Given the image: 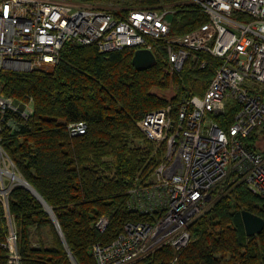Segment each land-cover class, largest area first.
Wrapping results in <instances>:
<instances>
[{
	"label": "trees",
	"instance_id": "obj_1",
	"mask_svg": "<svg viewBox=\"0 0 264 264\" xmlns=\"http://www.w3.org/2000/svg\"><path fill=\"white\" fill-rule=\"evenodd\" d=\"M132 1L136 7L155 3ZM179 11L172 33L206 20L193 6ZM134 50L99 52L94 44L67 43L51 72L0 69L4 95L32 99L27 118L8 113L16 125L4 127L0 139L16 172L34 191L14 185L6 204L0 199V264H8L9 232L16 236L20 264H96L94 243H109L126 221L143 219L127 208L128 190L150 179L165 141L150 140L137 123L168 105L174 119L181 102L204 95L220 61L192 50L183 67L171 71L166 42L159 40L152 50L155 62L136 69ZM235 110L227 107L214 118L228 128ZM79 122L85 132L71 134L68 126ZM257 139L252 132L242 143L256 151ZM212 194V205L191 224L184 248L176 254L164 246L136 264H171L175 256L173 264H262L264 228L247 236L241 210L264 219V197L231 175ZM101 216L109 221L102 233L94 226Z\"/></svg>",
	"mask_w": 264,
	"mask_h": 264
},
{
	"label": "built area",
	"instance_id": "obj_2",
	"mask_svg": "<svg viewBox=\"0 0 264 264\" xmlns=\"http://www.w3.org/2000/svg\"><path fill=\"white\" fill-rule=\"evenodd\" d=\"M119 1L121 6L83 5L81 0H0V69L51 72L67 43L94 44L99 52L126 47L152 52L156 42L164 40L167 64L174 72L192 50L220 61L204 95L181 102L174 119L168 105L138 121L150 140L165 141L163 158L146 183L128 190L127 208L143 219L126 221L109 243H94L91 254L96 264H136L164 246L177 254L189 242L191 224L212 205V190L229 175L264 197V150L242 143L252 132L258 137L264 133V0H155L139 7ZM185 5L199 9L206 20L187 32L172 33L180 6ZM12 100L0 89V132L16 125L9 112L20 119L32 112L31 98L26 99V108ZM227 107L236 110L231 124L223 128L214 116ZM68 128L76 135L84 133L86 125L79 122ZM5 176L19 180L0 139L3 204L9 191ZM94 226L104 232L108 218L99 217ZM15 239L14 232L6 239L8 264H20ZM175 260L176 256L171 264Z\"/></svg>",
	"mask_w": 264,
	"mask_h": 264
},
{
	"label": "water",
	"instance_id": "obj_3",
	"mask_svg": "<svg viewBox=\"0 0 264 264\" xmlns=\"http://www.w3.org/2000/svg\"><path fill=\"white\" fill-rule=\"evenodd\" d=\"M155 62V55L147 49H135L132 56V64L136 69H144L150 67ZM22 186L33 191L27 182L22 181ZM34 192V191H33ZM241 220L244 232L247 236L257 235L264 228V219L247 210H241Z\"/></svg>",
	"mask_w": 264,
	"mask_h": 264
},
{
	"label": "rangeland",
	"instance_id": "obj_4",
	"mask_svg": "<svg viewBox=\"0 0 264 264\" xmlns=\"http://www.w3.org/2000/svg\"><path fill=\"white\" fill-rule=\"evenodd\" d=\"M81 2L83 3V5H91V3H96L95 5H101V6H110V5H112L113 3H115L116 5H118V6H121V4H120V1L119 0H111V2L110 1H108V0H81ZM126 5H128L129 7H136V6H133L134 5V2L132 1V0H126V3H125ZM13 100V103L15 104V105H17V106H20V107H23V108H26V106H28L29 105V103L27 102V101H29V100H24V101H19V100H16L15 101V99L14 98H12ZM31 102V101H30ZM138 124V123H137ZM258 136V135H257ZM257 147H259L260 149L259 150H263L264 149V133H261V135L258 137V139H257ZM3 151L7 154V152L3 149ZM11 159V158H10ZM15 166V165H14ZM16 174H17V177L19 178V180L18 179H14V180H10L7 176H5V178H6V180H9L7 183H6V185H5V187L7 188V187H9V189L12 187V186H14V185H21L20 183V180H22V181H24L22 178H20V176L18 175V173L16 172ZM215 195V194H214ZM0 199L2 200V198L0 197ZM6 200H7V195H6ZM209 205L207 204V205H205L204 206V209L205 208H207ZM109 222V221H108ZM10 233V232H9ZM9 235V234H8Z\"/></svg>",
	"mask_w": 264,
	"mask_h": 264
},
{
	"label": "bare ground",
	"instance_id": "obj_5",
	"mask_svg": "<svg viewBox=\"0 0 264 264\" xmlns=\"http://www.w3.org/2000/svg\"><path fill=\"white\" fill-rule=\"evenodd\" d=\"M20 182H22V180H20Z\"/></svg>",
	"mask_w": 264,
	"mask_h": 264
}]
</instances>
